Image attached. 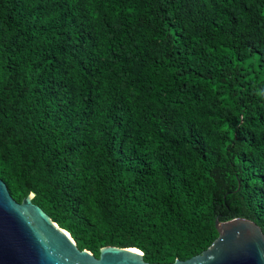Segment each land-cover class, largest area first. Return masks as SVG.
<instances>
[{
    "label": "trees",
    "instance_id": "trees-1",
    "mask_svg": "<svg viewBox=\"0 0 264 264\" xmlns=\"http://www.w3.org/2000/svg\"><path fill=\"white\" fill-rule=\"evenodd\" d=\"M0 180L95 257L264 235V0H0Z\"/></svg>",
    "mask_w": 264,
    "mask_h": 264
},
{
    "label": "water",
    "instance_id": "water-1",
    "mask_svg": "<svg viewBox=\"0 0 264 264\" xmlns=\"http://www.w3.org/2000/svg\"><path fill=\"white\" fill-rule=\"evenodd\" d=\"M14 201L0 180V264H157L137 248L101 247L95 257L79 250L69 233L32 203ZM216 238L199 254L167 264H264V235L252 221H214Z\"/></svg>",
    "mask_w": 264,
    "mask_h": 264
},
{
    "label": "rangeland",
    "instance_id": "rangeland-1",
    "mask_svg": "<svg viewBox=\"0 0 264 264\" xmlns=\"http://www.w3.org/2000/svg\"><path fill=\"white\" fill-rule=\"evenodd\" d=\"M38 207V206H37ZM57 227H58V225H57ZM59 228V227H58ZM61 229V228H60ZM63 230V229H62Z\"/></svg>",
    "mask_w": 264,
    "mask_h": 264
}]
</instances>
